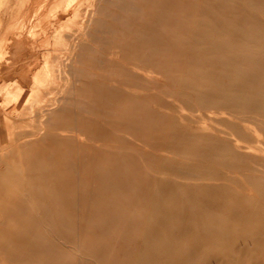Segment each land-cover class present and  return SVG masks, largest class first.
<instances>
[{"label": "bare ground", "instance_id": "obj_1", "mask_svg": "<svg viewBox=\"0 0 264 264\" xmlns=\"http://www.w3.org/2000/svg\"><path fill=\"white\" fill-rule=\"evenodd\" d=\"M4 1L0 264H264V0Z\"/></svg>", "mask_w": 264, "mask_h": 264}, {"label": "rangeland", "instance_id": "obj_2", "mask_svg": "<svg viewBox=\"0 0 264 264\" xmlns=\"http://www.w3.org/2000/svg\"><path fill=\"white\" fill-rule=\"evenodd\" d=\"M5 4V5H4ZM6 6V2L4 1V3L2 2H0V8L1 9H3L4 7ZM6 12V11H5ZM7 21H8V19H7V17L5 16L4 18H3V20L1 21L2 23H3V25L1 24V26H2V30H5V27H6V25H7ZM1 107V106H0ZM0 117L2 118V121L3 122H5V120H6V118H5V116H4V118H3V115H0ZM12 117H10L9 119H11ZM2 128H3V130H6V134L4 135L3 134V136H2V138H1V134H0V165H4V159H5V157H6V155L8 154V151H11L13 148L12 147H14V144H12V143H9V140H10V138H9V136L10 137H12V135H14V133L15 134H17V132L21 129L20 127H11V129L10 130H12V128H15V129H13V132L14 133H12V134H10V135H8V132L7 131H9V129L6 127V123H5V125L3 126L2 125ZM19 129V130H18ZM10 133V132H9ZM6 143V144H5ZM9 143V144H8ZM5 144V145H4ZM15 148V147H14ZM3 150H4V152H3ZM7 153V154H6Z\"/></svg>", "mask_w": 264, "mask_h": 264}]
</instances>
